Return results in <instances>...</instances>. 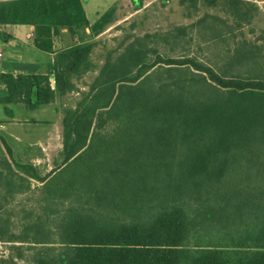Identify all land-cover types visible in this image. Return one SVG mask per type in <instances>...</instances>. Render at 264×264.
Masks as SVG:
<instances>
[{
	"label": "trees",
	"instance_id": "16d2710c",
	"mask_svg": "<svg viewBox=\"0 0 264 264\" xmlns=\"http://www.w3.org/2000/svg\"><path fill=\"white\" fill-rule=\"evenodd\" d=\"M226 4L238 21L246 15L241 0ZM0 25L34 26V46L50 52L60 28L88 23L80 0H11L0 2ZM262 35L261 45L236 41L217 66L163 58L159 35L134 38L63 109L62 163L44 177L12 160L0 136V240L40 245L29 246L31 264H264ZM92 47L61 51L47 75H1L0 103L35 109L73 91L72 79L95 69ZM106 123L115 125L109 135L97 131ZM30 179L46 204L63 206L25 232L40 233L52 217L57 247L50 231L20 237L3 217Z\"/></svg>",
	"mask_w": 264,
	"mask_h": 264
},
{
	"label": "rangeland",
	"instance_id": "374dc122",
	"mask_svg": "<svg viewBox=\"0 0 264 264\" xmlns=\"http://www.w3.org/2000/svg\"><path fill=\"white\" fill-rule=\"evenodd\" d=\"M84 1H87L85 4L87 15L90 19H95L117 0ZM241 2L242 10L246 14H243L241 21L232 16L226 0H212L210 3L205 0H136L134 4L131 2V8L132 10L140 8L138 13L131 16L128 14L127 7L124 6L120 9L118 7L109 9L103 16L101 35L95 42L90 55L96 68L81 80L76 81L78 94L76 91L67 96L66 100L59 105L61 111L65 106H75L81 99L80 88H84V92L89 91L90 84L107 56L115 58L129 42L145 34L160 36L161 40L156 42V51L163 58L189 56L210 66L219 65L228 51L232 50L236 41L246 40L256 45L263 44L264 0H241ZM178 27L185 28V32L179 36L176 34ZM168 33L173 35L167 41ZM153 41L155 40H152L150 44L155 46ZM164 77L165 75L160 76L161 79ZM114 128L113 123H106L97 131L109 135ZM61 134L62 131L58 135L60 142ZM53 138L54 142L47 152L35 150L34 146L31 149L28 146L26 151H19L18 146H11L15 154L12 160L25 164H31V160L39 162H33L34 169L41 177H44L62 163V155L56 153L55 149L57 136L54 135ZM4 154L7 156L5 151ZM41 186L42 183L30 179L29 191L17 194L3 204V217L8 220L9 231L20 237L32 238L35 235L39 237L50 231L49 239L54 243L52 246L57 247L59 240L54 232L55 222L52 221V217L40 226V233L37 234V230L34 231V229L25 232L26 225L35 222V219L39 217L42 218L41 222H45L47 212L58 210L63 206V203L59 201L46 204L43 201L44 194ZM29 246L40 248V245L0 240V264H31L33 249Z\"/></svg>",
	"mask_w": 264,
	"mask_h": 264
},
{
	"label": "crops",
	"instance_id": "0c3cea01",
	"mask_svg": "<svg viewBox=\"0 0 264 264\" xmlns=\"http://www.w3.org/2000/svg\"><path fill=\"white\" fill-rule=\"evenodd\" d=\"M2 1L11 0H0V2ZM80 2L88 25L76 29L60 28L58 33L51 38L52 49L50 52L41 51L34 46V26L0 25V76L4 74H10L13 77L18 75H47L50 65L54 64L56 56L61 51L84 43L93 44L94 47L95 42L101 35V31L98 29L97 32H93L91 28L97 20L109 11V9L111 10L115 7L120 9L124 6L127 7L128 14L131 16L134 15V13H138L140 8L132 10L131 2L134 4L136 0H117L109 6L107 11L101 12L95 19H90L85 10L87 1L83 2V0H80ZM124 10H122V12H125ZM92 64L95 66L94 62H92ZM88 73H85L81 79ZM48 77L51 84L50 87L53 90V75L50 74ZM76 81L77 80L72 79L75 86L73 91L64 94L56 92L53 101L45 105H40L35 109H30L22 103H0V136L10 147L12 158H15V154H13L14 148L11 146H18L19 151H26L28 146L29 149L34 146L36 147L35 150H40L42 152L49 151V146L54 142V135L57 136V142L55 140L56 153H61L62 146L60 138L58 140V135L62 131L61 115L63 110L61 111L59 105L66 100L67 96L76 93ZM0 90L4 91L1 78ZM80 91H82V95L87 93L84 92V88H80ZM76 94H78V91ZM74 107L75 106H65L63 109ZM33 162L35 161H30L31 165L35 166Z\"/></svg>",
	"mask_w": 264,
	"mask_h": 264
}]
</instances>
